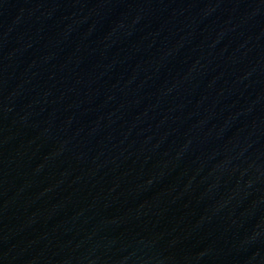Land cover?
<instances>
[{
  "label": "water",
  "instance_id": "95a60500",
  "mask_svg": "<svg viewBox=\"0 0 264 264\" xmlns=\"http://www.w3.org/2000/svg\"><path fill=\"white\" fill-rule=\"evenodd\" d=\"M0 264H264V0H0Z\"/></svg>",
  "mask_w": 264,
  "mask_h": 264
}]
</instances>
